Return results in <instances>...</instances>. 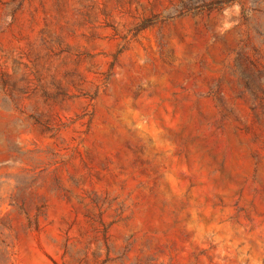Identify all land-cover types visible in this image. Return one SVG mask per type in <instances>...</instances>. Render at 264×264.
Wrapping results in <instances>:
<instances>
[{
    "label": "rangeland",
    "instance_id": "obj_1",
    "mask_svg": "<svg viewBox=\"0 0 264 264\" xmlns=\"http://www.w3.org/2000/svg\"><path fill=\"white\" fill-rule=\"evenodd\" d=\"M0 264H264V0H0Z\"/></svg>",
    "mask_w": 264,
    "mask_h": 264
}]
</instances>
